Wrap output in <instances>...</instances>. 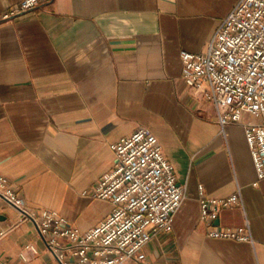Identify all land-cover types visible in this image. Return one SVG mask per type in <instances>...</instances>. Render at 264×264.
I'll list each match as a JSON object with an SVG mask.
<instances>
[{
    "label": "crops",
    "instance_id": "0c3cea01",
    "mask_svg": "<svg viewBox=\"0 0 264 264\" xmlns=\"http://www.w3.org/2000/svg\"><path fill=\"white\" fill-rule=\"evenodd\" d=\"M238 1L50 0L4 20L18 0H0V175L26 207L91 228L113 208L89 196L116 163L110 145L143 127L185 196L172 230L127 264H264V178L243 129L252 118L221 131L181 78V53L205 51ZM233 194L239 204L201 219V195ZM238 228L250 239L207 235ZM0 230V264H58L34 223L2 204Z\"/></svg>",
    "mask_w": 264,
    "mask_h": 264
},
{
    "label": "built area",
    "instance_id": "2783aa9c",
    "mask_svg": "<svg viewBox=\"0 0 264 264\" xmlns=\"http://www.w3.org/2000/svg\"><path fill=\"white\" fill-rule=\"evenodd\" d=\"M50 0H18L2 19L34 10ZM186 86L212 104L223 131L242 115L244 137L258 179L264 178V0H239L214 31L205 51L180 55ZM116 163L89 192L113 208L91 228L80 231L57 212L28 209L13 185L0 175V204L32 221L58 264H127L144 259L143 248L159 233L172 230L175 211L184 199L171 163L147 128L110 145ZM202 193V186H198ZM202 220H216L220 208L239 204L226 199H199ZM4 231L0 230V237ZM210 237L249 240L243 228L209 230Z\"/></svg>",
    "mask_w": 264,
    "mask_h": 264
}]
</instances>
